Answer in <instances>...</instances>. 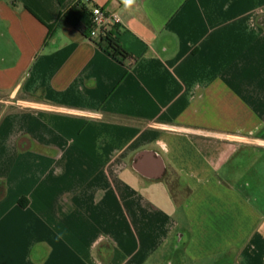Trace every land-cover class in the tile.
Returning a JSON list of instances; mask_svg holds the SVG:
<instances>
[{
    "label": "crops",
    "instance_id": "obj_1",
    "mask_svg": "<svg viewBox=\"0 0 264 264\" xmlns=\"http://www.w3.org/2000/svg\"><path fill=\"white\" fill-rule=\"evenodd\" d=\"M77 1L0 0V264H264V0Z\"/></svg>",
    "mask_w": 264,
    "mask_h": 264
},
{
    "label": "trees",
    "instance_id": "obj_2",
    "mask_svg": "<svg viewBox=\"0 0 264 264\" xmlns=\"http://www.w3.org/2000/svg\"><path fill=\"white\" fill-rule=\"evenodd\" d=\"M63 1L64 0H60V2ZM95 6L97 5L92 4V0H78L62 14V20L73 25L81 33L119 60L124 61L131 58V54L123 47L118 36L114 32L116 26L105 36H100L99 38H92L90 36L92 28V9Z\"/></svg>",
    "mask_w": 264,
    "mask_h": 264
},
{
    "label": "built area",
    "instance_id": "obj_3",
    "mask_svg": "<svg viewBox=\"0 0 264 264\" xmlns=\"http://www.w3.org/2000/svg\"><path fill=\"white\" fill-rule=\"evenodd\" d=\"M121 17L114 13L105 11L100 6H95L92 9V28L90 36L99 38L105 36L113 30L114 26L121 23Z\"/></svg>",
    "mask_w": 264,
    "mask_h": 264
},
{
    "label": "rangeland",
    "instance_id": "obj_4",
    "mask_svg": "<svg viewBox=\"0 0 264 264\" xmlns=\"http://www.w3.org/2000/svg\"><path fill=\"white\" fill-rule=\"evenodd\" d=\"M0 97H1V98H4V95L1 93V94H0ZM181 216H182V214H178V216H177V217H179V218H180ZM184 240H186V238H185Z\"/></svg>",
    "mask_w": 264,
    "mask_h": 264
},
{
    "label": "clouds",
    "instance_id": "obj_5",
    "mask_svg": "<svg viewBox=\"0 0 264 264\" xmlns=\"http://www.w3.org/2000/svg\"><path fill=\"white\" fill-rule=\"evenodd\" d=\"M125 3L126 4H130L131 3V0H125Z\"/></svg>",
    "mask_w": 264,
    "mask_h": 264
}]
</instances>
